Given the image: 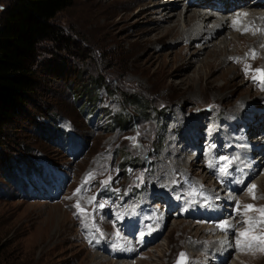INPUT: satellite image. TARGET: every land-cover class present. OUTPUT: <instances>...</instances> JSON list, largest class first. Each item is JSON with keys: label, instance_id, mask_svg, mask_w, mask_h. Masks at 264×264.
Instances as JSON below:
<instances>
[{"label": "rangeland", "instance_id": "1", "mask_svg": "<svg viewBox=\"0 0 264 264\" xmlns=\"http://www.w3.org/2000/svg\"><path fill=\"white\" fill-rule=\"evenodd\" d=\"M8 1L0 0V11ZM172 1L72 0L53 18L73 46L38 44L34 104L27 98L1 127L0 264H175L182 252L186 264H214V254L201 253L199 241L217 230L213 221L192 220L199 206L189 217L181 211L206 203L212 193L232 195L207 172L209 167L219 174L213 154L223 155L217 156L222 165L230 163L240 135L260 148L254 139L264 135V123L244 136L249 127L244 130L242 120L251 112L264 120V86L256 72L263 53L249 58L258 38L237 30L243 37L224 38V65L212 71L214 78L228 70L225 77L234 85L220 92L196 80L203 56L191 66L178 59L190 58L188 47L195 50L202 42H184V29L177 38L153 29ZM243 4L258 10L254 2ZM183 8L181 2L174 11ZM31 111L42 112L36 123L28 119ZM254 172L253 182L234 192L237 206L223 225L243 222V230L221 235L241 243L221 264H264V218L244 207L264 208V184L255 187L256 199L249 193L250 183L264 177V163ZM129 214L140 229L135 233L148 225V232H157L138 250L137 241L131 243L116 225ZM249 220L256 223L242 237ZM241 249L240 261L234 260Z\"/></svg>", "mask_w": 264, "mask_h": 264}, {"label": "bare ground", "instance_id": "2", "mask_svg": "<svg viewBox=\"0 0 264 264\" xmlns=\"http://www.w3.org/2000/svg\"><path fill=\"white\" fill-rule=\"evenodd\" d=\"M221 1L224 2V5H222L220 8H213L207 1L196 4L187 3L184 4V8L181 12L174 11V8L179 3L183 2V0H175L174 2H177V5H173L172 3L174 2L172 1L171 4H169V6L164 8L165 13L164 16H162L163 21L160 22V20L157 19L153 29H156L157 32L161 33L163 36L169 35L176 38L177 36L180 35L182 30L184 29L185 31L182 32V40L184 42H188L190 44L194 41L198 43L202 42L200 45H198L195 48V50H190L191 46L189 44L190 47H188L187 51L191 52L190 58L185 59L181 57L178 60L179 62L182 61L183 63L184 61H186L189 63V66H191L193 65L195 60L197 61L200 57L203 56V59L201 60V62L194 71L195 79L202 80L205 85H208L210 87L215 86L214 87L215 90H219L220 92L222 91L225 92L226 90L230 89L232 85H234V79L232 80L228 78L226 79L225 76L228 70L226 72L221 70L218 77H214V78L212 76L213 75L212 71L215 68L218 69L219 66L224 65V62H222L219 57L221 54L224 53V51L229 45L228 42L224 41L225 40L224 38L230 36L231 34H234L236 37H243V35H239V33L236 34L237 30L238 31L246 30L244 35H246L247 37L250 36L252 39L258 38L257 42L259 44L257 45L263 44L261 49H258L257 45H255L254 49L251 50L252 52L249 53L248 55L250 58L253 57L252 53H255V58H257L260 52H262L263 53L262 62H261L262 65L260 69L264 70V3L254 2L253 4L254 7L258 9L254 11V10H248V8H246L243 4V0H234L232 2L230 0H221ZM247 6H249V4H247ZM240 8H242V10H240ZM236 11L238 12L236 13ZM180 17H182L181 21H180ZM163 22H165V24H163ZM180 22H182V24ZM213 39L216 41H212ZM211 41L212 43H209ZM220 44H223L224 46L222 45L219 46L218 48V45ZM208 58H212V60H208ZM218 80H222L223 82L221 85L216 86V82H218ZM262 84L264 86V82H262ZM251 113L252 115L250 116L245 115L242 120L243 121L242 125L249 127V130L244 133H251L254 131L253 128L255 125L257 124L260 125L261 123H264L263 117L259 118L257 115L258 113L256 112H251ZM255 138L256 139H254V141L257 144L256 146L260 147L258 149L254 148V146H251L250 144L247 145L242 140L238 141L239 143L241 142V145L234 146L235 149L237 150L240 149L239 150L240 154L242 156V159L244 160V162H242L244 166L243 170L244 173L246 172L248 173L247 178L244 181H242L241 184H244L247 181L249 182V180L252 181L251 177L254 175L255 169L257 170L259 168V165L264 163V135L263 136L260 135ZM229 139L232 143L234 142V137H230ZM252 154H256V155L252 156ZM191 163H194V161L192 160ZM262 181H264V177L259 178L257 181H254V184L250 183L251 186L250 185L249 186L250 188H252L253 185H255L256 187H258V185L259 186L261 185L262 187V185L264 184ZM236 186L237 184L234 185V188L232 187V189L228 192V194H233L234 192H236L237 191ZM226 197L224 196L218 197L217 198L218 202H215L221 204L219 205L220 206L219 213L222 214V218H228L229 214H227V212L229 211L232 212L231 209H229L231 208L232 202H229V200ZM165 204L169 206L168 202H166ZM238 223L240 224H236V222L233 224H228L227 231L226 230L224 231L226 233L225 235L228 236V233L232 232L233 228H237L240 231L243 230L242 226H238L243 224V222H238ZM176 225L179 224H176L175 222L172 225L173 228H175ZM215 227L217 228V226ZM208 233L209 231H206V229H203L201 231V234L203 235H208ZM221 233L222 232L218 233L216 230L213 231L210 238H207L205 236L199 240L200 242L204 243V245L201 246V253L202 251L209 250L210 253L214 254L213 260L212 258L208 259V261H210L211 259L214 262V264L223 263V258L225 257V255H228V253H230L229 252L230 250L233 251L238 249V244L236 242L233 243L235 240H233L230 237L227 238L226 236H222ZM132 242L134 243L133 239L131 240V243ZM220 248H221L220 252L216 253V251H214L216 249L220 250ZM243 250L244 249L240 250V252L238 253V257L234 258V260L240 261L239 258L240 255L241 256L243 255ZM161 253L162 251H159L157 255L159 254L161 255ZM193 255L195 254H192V256ZM193 258H197V257H193ZM236 261L234 262L236 263Z\"/></svg>", "mask_w": 264, "mask_h": 264}, {"label": "trees", "instance_id": "3", "mask_svg": "<svg viewBox=\"0 0 264 264\" xmlns=\"http://www.w3.org/2000/svg\"><path fill=\"white\" fill-rule=\"evenodd\" d=\"M71 1L9 0L0 11V132L5 123L23 110L27 98L34 102L31 95L35 88L34 62L38 44L45 41L68 48L73 46L53 22L57 12ZM32 111L28 119L36 123V115L41 116L42 112L33 114ZM38 126L45 129L43 124L38 123Z\"/></svg>", "mask_w": 264, "mask_h": 264}, {"label": "snow or ice", "instance_id": "4", "mask_svg": "<svg viewBox=\"0 0 264 264\" xmlns=\"http://www.w3.org/2000/svg\"><path fill=\"white\" fill-rule=\"evenodd\" d=\"M252 55H253V58H255V53H252ZM256 72H257V75L259 76V78L261 79V82H264V70H260V69H258V70H256ZM246 74H247V66H246ZM256 78H257V76H254V79H256ZM224 170H225L224 168L221 169V171H224ZM88 179H89V177H86V178H85V183H87ZM255 187H256V186L253 185L252 188L249 189V193H250V194H253V193H254ZM79 192H80V189H77V190H76V193H74V195L78 194ZM256 198H257V197H255V195L253 194V199H256ZM92 199H95V198L93 197ZM89 202H91V201H89ZM103 206H104L103 204H100V205H99V207H101V208H102ZM75 207L78 209V211H79L80 213H84V209L80 207L79 203H77V204L75 205ZM244 207H245V212H247V211H258V212H260L261 217L264 218V208L256 209V208L253 207V205H246V206H244ZM260 222H264V219H262ZM247 223H249L250 228L247 229L246 232H242V233L240 234L242 237H243V236H246L247 233L250 232V231L252 230L251 226H254V223H256V222L249 220V221H247ZM219 227H221V228L223 229V228L227 227V225H223V224H222V225H219ZM252 239H253V240H256L257 238H256V237H253ZM259 239L261 240V244L264 245V237L259 238ZM237 243L240 244L241 241L238 240ZM251 246H252V245H251V243H250V244H249V247H251ZM260 250H261V251H264V246L260 247ZM176 264H186V254H185V253L182 252V253L179 254V258L177 259Z\"/></svg>", "mask_w": 264, "mask_h": 264}]
</instances>
